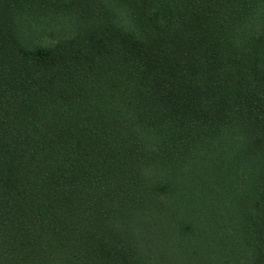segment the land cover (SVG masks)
Returning <instances> with one entry per match:
<instances>
[{
  "label": "trees",
  "instance_id": "obj_1",
  "mask_svg": "<svg viewBox=\"0 0 264 264\" xmlns=\"http://www.w3.org/2000/svg\"><path fill=\"white\" fill-rule=\"evenodd\" d=\"M179 191L185 260L264 264V0H0V264H169Z\"/></svg>",
  "mask_w": 264,
  "mask_h": 264
},
{
  "label": "rangeland",
  "instance_id": "obj_2",
  "mask_svg": "<svg viewBox=\"0 0 264 264\" xmlns=\"http://www.w3.org/2000/svg\"><path fill=\"white\" fill-rule=\"evenodd\" d=\"M180 195H181L180 191L174 195L176 199V204L178 207L177 206L175 207L172 205L170 206L169 209H167L165 214L155 213V215L154 214L148 215L147 219H144L141 217L135 222L138 225V227L141 229L151 231V232L158 231V230L163 232L162 234L163 242H162V245L159 247L154 246V240L156 239L154 234L152 233L145 234L148 242L152 245L151 247L154 248L157 257H159L161 260L165 262H169V264H184V262L186 264H198V263L200 264V261H197V260L192 261L191 263L192 257L190 259L185 260V257L191 256V254H187L186 256L185 254H183L182 247L179 243L180 241L178 239V235L173 233V231H175V224L171 216H176L177 219L188 216V213L186 211L183 214L182 212H180L183 209V205L181 204L180 199H179ZM214 218L215 216H213L212 218L213 225L211 224L213 231H214V225H215ZM156 219L161 220V222L160 223L153 222ZM206 229L208 230L209 228H206ZM211 240H212L211 243L213 244L222 242V240H220L219 238L215 239V236H213V239ZM198 241L203 242V240H198ZM191 248H192L191 244H188L187 246H185V249L190 253H192L193 251L191 250ZM224 254H225L224 258H228L227 256L228 254L226 253ZM211 258H213V260L215 261L221 260L219 256V252H214Z\"/></svg>",
  "mask_w": 264,
  "mask_h": 264
}]
</instances>
